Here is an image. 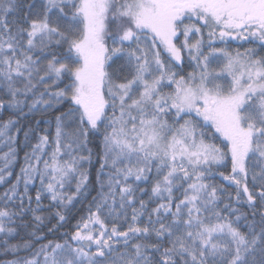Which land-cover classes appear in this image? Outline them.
Here are the masks:
<instances>
[{"label": "snow or ice", "instance_id": "obj_1", "mask_svg": "<svg viewBox=\"0 0 264 264\" xmlns=\"http://www.w3.org/2000/svg\"><path fill=\"white\" fill-rule=\"evenodd\" d=\"M0 144V264H264V0H0Z\"/></svg>", "mask_w": 264, "mask_h": 264}, {"label": "trees", "instance_id": "obj_2", "mask_svg": "<svg viewBox=\"0 0 264 264\" xmlns=\"http://www.w3.org/2000/svg\"><path fill=\"white\" fill-rule=\"evenodd\" d=\"M29 123H30V121H27V120H22V121H21V124H22V125H24V124H29ZM43 126H45V125L42 124L40 127H43ZM32 127L35 128L36 125H35L34 123H32ZM18 140L20 141V145H19V147H20V151H19L18 155H19V157H20V160L22 161L23 153H24L25 150H27V149L24 147V144H23V134H22V133L19 135ZM0 150H5V151H6V149L3 147L2 144H0ZM96 167H98V165H97ZM14 170L18 172V171H19V166L17 165V167H16ZM94 172H95V167L93 168V174H94ZM81 210H82L81 205H80V204H77V205H76V208L73 210V215H74V216H75V215H78V214L80 213ZM72 222L74 223L75 221L73 220Z\"/></svg>", "mask_w": 264, "mask_h": 264}]
</instances>
